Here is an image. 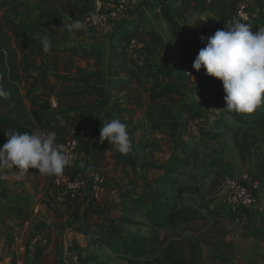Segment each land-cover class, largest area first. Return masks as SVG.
I'll return each instance as SVG.
<instances>
[{"label": "trees", "instance_id": "trees-1", "mask_svg": "<svg viewBox=\"0 0 264 264\" xmlns=\"http://www.w3.org/2000/svg\"><path fill=\"white\" fill-rule=\"evenodd\" d=\"M48 7H58L60 14L67 18L80 20L82 23L85 16L91 9V0H46ZM157 1V0H155ZM173 8H165L163 4H157L160 15L168 23V28L173 36L171 49H168L169 59L163 63L151 66L153 69L139 73L137 66L127 65V52L123 42L127 39H138L144 46H150L161 39V34L155 29L144 30L142 6L138 12L128 14L127 18L116 23L111 31L110 42L106 60L103 59L104 50L87 46L83 43H72L66 47H57L53 40L50 43L49 51L43 50L42 38L36 34L44 35L45 31L33 20H18L12 18L7 11L0 10V86L7 90L10 95L7 99L0 98V146L7 137L5 131L15 129L18 132H54L56 142L65 145L67 141L74 140L78 153H84L91 159L90 171L99 177V195L111 192V181L114 171L122 161L123 166H136L139 161L137 155H121L111 148L108 141L99 142L100 128L106 120L120 119L126 124L128 132L132 133L136 128L144 125L143 120L151 121L152 127L162 129L163 139L145 140L137 144V148L149 154L163 151L161 144L167 140L179 141V129L182 123L179 121V114L188 109L190 104L185 99L186 93L193 90L202 94L205 104L216 103L222 108L237 126H231L232 131L238 132L242 125H254L264 127V103L259 105L251 113H236L227 111L225 101L221 100L218 81L209 78L203 67L196 71L192 68V62L198 51L205 46L201 39L188 30L189 26H198L197 18L200 13L212 14V21L203 29V34L209 37L218 29H222L225 23L233 20L237 6L243 0H170ZM136 7V6H135ZM175 14V16L173 15ZM257 16L264 19V0L258 1ZM253 32V28L251 29ZM75 38L84 34V29L75 33L70 32ZM37 50L39 60L27 61L28 56ZM85 52L89 58L94 60L95 68L82 70L77 66V80L82 87L77 90L60 92L56 90L54 82H49L44 77V72L49 65L55 70L59 69L58 54L81 56ZM51 54L49 63L44 59ZM25 63V64H24ZM62 68L67 69V65ZM36 69L40 77L30 72ZM177 70H179L177 72ZM175 71V75L173 72ZM187 73H191L194 78ZM164 74L166 82L150 85L147 77ZM145 77V78H144ZM22 84L26 87L25 96L22 93ZM36 85L42 87V91L33 95ZM107 90L123 92L113 102L114 111L108 108L109 100L106 96ZM160 97H168L172 106H178V112L173 110L149 111L144 108L146 102L154 103ZM51 99L55 100V107ZM55 108L57 111L51 115L48 111ZM104 108L102 114H94L93 109ZM67 110H73L72 116L67 115ZM186 111V110H185ZM142 112V120L134 124V116ZM196 118V110L189 111L187 120ZM212 130L200 129V135L194 139L196 143L203 140H215L223 135L218 129L226 124L221 119L215 121ZM197 155L196 147H189L184 156L172 155L173 165L171 167L160 166L152 161L140 163L144 171L150 169H161L165 175L154 180L157 187L167 186L159 195L151 199V206L148 209H139L142 220L125 219L123 223L144 225L149 228V234H133L130 240H125L123 249H119V257L125 260L126 264H207L202 260L200 243L191 237H181L177 240L168 241L164 244L159 256L149 258L151 249L160 243V230L175 223L183 225L198 218L197 207L179 208L176 201L170 200L169 195L173 193V187L178 185L177 165L186 166L192 156ZM109 158L113 160L112 168H107ZM15 169V168H14ZM38 170L29 168L28 172ZM86 170L65 167L63 173L71 176L78 172L85 175ZM172 174L174 178L167 175ZM57 177V175H52ZM177 193H193L196 190L187 186H179ZM96 198V204L98 200ZM104 199H107L105 196ZM67 203H86V208L81 217H77L78 208H72L71 217L73 222L98 214L96 204L90 203L88 196L82 193H75L67 196L64 200ZM105 201V200H104ZM75 204V206H76ZM76 206V207H77ZM238 211V210H237ZM34 233L31 237H34ZM253 236L262 237L264 242V227L253 232ZM46 243L36 244L32 251V264L41 261ZM11 264H15L12 262Z\"/></svg>", "mask_w": 264, "mask_h": 264}, {"label": "rangeland", "instance_id": "rangeland-1", "mask_svg": "<svg viewBox=\"0 0 264 264\" xmlns=\"http://www.w3.org/2000/svg\"><path fill=\"white\" fill-rule=\"evenodd\" d=\"M132 1L133 2L129 5L130 8H127L128 12L126 13V17L130 12H138L140 6H145L148 2L150 3L146 6V9L149 11L148 18L151 21L150 23L159 28V33L161 36L163 35L162 43L158 44V47H156V44L154 43L151 44V46L156 48L154 52H165V55H163L160 61H163L164 57L165 60L169 59L170 56L168 54V49H171L172 47L174 41L173 36L165 19L164 21L166 22V25L164 26L161 23L160 12H155L151 8H157L155 5V2H157V4H163L165 8H169L170 10L173 8L171 1ZM258 1L259 0H247V14L258 11ZM46 4H48L46 0H0V10L7 11L10 16L13 15L16 18H22L24 21L36 18L42 23H49L54 20V15L51 16V12H42V10H47V7H45ZM173 15L175 16V14ZM196 20L197 22L199 21L198 18ZM248 23L254 30L264 28V19L258 16L253 20H250ZM107 25H110V22ZM59 26L60 23H58V27ZM144 27L142 26V28ZM196 27L189 26L188 30L194 33L192 29ZM57 30L58 29L56 28L53 31L56 34L55 36H59V33L61 32H58ZM89 31H93V29H89ZM196 32L197 34L199 32V34H194L199 37L203 30H196ZM65 37L66 36L62 34V39ZM55 42H57L56 44L59 43L56 40ZM61 42L62 44L66 43L63 41ZM58 55V60L72 62L75 66L80 65L84 69H86L85 67L88 66L89 63L88 58L85 60L84 55L78 56L72 55L71 53ZM150 56H152V53ZM28 57L29 61L33 58V56L30 55ZM151 64H154V62ZM178 71L179 70H177V72ZM173 75H175V71L173 72ZM208 77L213 80H219L212 76ZM218 83V88H220L222 96L220 99L224 100L223 97L225 93L223 91L222 82L219 80ZM25 92L26 87L22 84V93L24 94ZM185 99L190 104V107L185 109L186 111L184 110V112L178 116L179 121L184 122L179 129V141L176 142L171 140L163 142L161 144L163 151L161 153H156L151 157H153L152 161L156 162V164L158 163L161 166L171 167L174 166L172 155L182 157L184 156V153L188 151L189 147L197 148V155L192 156L186 166L181 164L176 166L179 172L177 175L178 185L175 188L173 187V190H177V188L182 185H187L188 187L191 186L196 190L193 193L182 194V196L189 200L188 203L196 204L199 217L185 225L178 222L161 229V241L151 249L149 258L159 256L166 242L177 240L181 237H191L199 241L202 260L207 264H225L224 262H263L262 264H264V252L256 251L257 246L256 244H253V235H244L241 237L239 233L240 223H238V218L249 216L250 207H237L232 209L230 205L223 201H216L218 193H222V185L226 180L235 179L241 182H250L252 180H257L258 177L264 175V155L258 156L255 148L256 142H259L264 146V127L242 125L240 130L234 133L231 126H237V124H235L231 117L224 112L222 108L217 107V102L213 104H205L202 94L193 90H190V92L186 94ZM177 108L178 106H173L172 110L174 113L178 112ZM195 110L196 118L193 120H187L188 112ZM214 119L215 121L221 119L222 122L226 124V127H223L222 125L218 126V129L223 132V135L215 140L205 138L202 143H196L194 139H197L200 135V129H198V126H201L203 129L212 130L215 127ZM159 130L162 129L160 128ZM157 138L162 142L163 135H158ZM74 168L80 169L76 164ZM8 169L10 175L7 177L5 176V178H7L6 180L3 181V175H0V188L5 187L7 190H10L12 189V183L15 182L16 188L10 192L12 196L16 197L22 194L32 195L37 199L36 202H38L41 196H54L58 194L57 191H59V186L56 183L57 179L55 176L42 175L31 170L22 179H17V170L14 168ZM116 171L117 170H115V173ZM116 174L119 175V172L117 171ZM163 175H165V173L161 169H150L146 171L145 174L141 173V175L128 174L127 176L132 178L130 187L132 188L131 194L135 191V188H139V190L143 188L144 191L142 192V197H148L155 191V186L152 184L154 181L151 180ZM167 176L174 178L172 174H168ZM160 188L167 189L168 187L165 186ZM174 192L175 191L170 194V197L174 196ZM98 198H100V195H98ZM133 200L142 205H146V203L144 204L141 202L142 199H139L138 194H136ZM89 202L94 204L96 201L91 199ZM60 203L62 205L64 201H61ZM71 210L66 208L65 215H63L60 211L57 213V209H50L44 213V216L46 217L45 220L49 219L52 224L57 223L58 226L65 227L68 223L67 220H69L67 214L69 213L71 216ZM36 215L37 217L35 218L38 220L39 213H36ZM134 215V217L138 219L133 218L132 220H142L139 219L138 214L134 213ZM116 222L120 225V221L118 222L117 220ZM40 223H42V221H40ZM130 224L135 226L132 230H135L137 234H149L150 232L149 228L144 225ZM112 225L114 224H110V226ZM43 229L44 227L42 225H38L37 222L35 224L32 222L30 233L32 247H35L36 244H43ZM33 233L35 235L34 237H31ZM47 239L49 241L51 240V248L44 256H42L41 261L38 264H77V262H74V259L69 255V253H71L70 251H66L64 248L61 249L59 243L62 238L59 237L54 230L53 234L48 233ZM124 242L125 240H123V243ZM75 250L74 256L76 255ZM64 256H67L68 260L70 259L72 262H62V260L64 261ZM112 256H114L113 262L110 261L111 259L108 256H99L93 260L81 261L79 264H126V262H120L119 254H115L114 252ZM30 264H32V262H30Z\"/></svg>", "mask_w": 264, "mask_h": 264}, {"label": "crops", "instance_id": "crops-1", "mask_svg": "<svg viewBox=\"0 0 264 264\" xmlns=\"http://www.w3.org/2000/svg\"><path fill=\"white\" fill-rule=\"evenodd\" d=\"M150 3L148 2L147 5ZM139 5V4H137ZM142 5L143 11V27L144 30L155 29L159 31L155 25H152L149 20V11L146 9V6ZM47 10H42L44 13L51 12V16H53L54 20L51 22L42 23L40 20L34 18L32 19L36 22L44 31V35L36 34V37L43 38L47 37V39H51L55 42L58 41L59 43L55 45L57 47H66L71 45L72 43H83L87 46H93L94 48L103 49L105 52L103 54V59L106 60L108 46L112 39L110 37L111 31L114 28L115 24L126 19L125 15H122L117 20L111 21L110 25L104 26L102 28L89 31L85 26L84 34L80 38H75L71 35L69 31L65 29V24L68 23L67 18L60 14L58 7H48L46 4ZM155 12L159 11L158 8H151ZM202 14V13H200ZM208 22L205 24L203 22L198 21V27L193 28L195 34H197L196 30H203L208 24L212 21V14L208 12H204ZM31 16V15H30ZM56 16V18H55ZM14 19L23 20L22 18H16L15 16H11ZM161 18V23L165 26L166 22ZM58 23L60 26L58 27ZM146 23V24H145ZM147 25V26H146ZM160 25V24H159ZM58 29L57 31L60 32L59 36H55L56 34L53 32L54 29ZM160 32V31H159ZM62 34L66 37L62 39ZM199 34V32H198ZM197 34V35H198ZM58 37V38H57ZM102 37V38H100ZM201 37H204L206 40V36L201 34ZM61 38V39H59ZM163 35L161 39L154 43L156 47L158 44L162 43ZM66 42L62 44V42ZM61 43V44H60ZM124 48L127 52V65L129 66H137L139 67V73L144 76V72L153 69L151 66L163 63L165 61V57L163 61H160L165 52H154L155 47L144 46L143 43L138 39H127L123 42ZM152 48V49H151ZM162 50V49H161ZM153 51V52H152ZM152 53V56L150 54ZM85 60L88 58V66L82 68L78 65V68L88 71L95 68L94 60L89 58L88 55L83 52ZM144 57H142V56ZM33 58L30 62L35 60H39V52L37 50L33 51L30 54ZM29 58V57H28ZM27 58V61L29 59ZM154 59V60H153ZM51 60V54H49L45 59V63H49ZM154 62V64H151ZM25 64V63H24ZM64 65H67V69L62 68ZM59 69L55 70L53 65L48 66V70L44 72V77L49 82H54L56 85V90L60 92H66L70 90H77L82 87V83L77 80V65L75 66L72 62H65L63 60H58ZM30 72L40 77L39 72L36 69H30ZM145 78V77H144ZM147 80L150 85L156 83H163L166 82V76L164 74H159L157 76H149ZM42 91V87L40 85H36L33 89V92L30 95L39 93ZM188 91L187 93H189ZM186 93V94H187ZM26 92L23 94L25 96ZM123 92L117 91H110L107 90L106 96L109 100L108 108L110 107L112 111H114L113 102L114 100L121 96ZM144 108L149 111H164L173 109V106L170 105L168 101V97H160L154 103L146 102L144 104ZM104 108L100 109H93L92 112L94 114H102L104 112ZM57 111L55 108H52L48 111V114H52L53 112ZM74 113L73 110H67V115L72 116ZM142 112H138L134 116V124L138 123L142 120ZM144 125L141 127L136 128L132 133H129L130 139L133 144V149L127 156L137 155L139 163L134 166H123V162L121 161L119 165L116 167V170L119 172L117 175V171L115 173L111 181V192L107 195L105 193L101 194L100 199L97 201L98 205L96 204L95 208H98V214H92L90 219L85 217V219H80L73 222L72 217L70 214H67V218L69 220L65 227L58 226L57 223H51L49 219L45 220L44 213L50 209H57V213L62 212L65 215L66 208H78L77 210V217H81L83 211L86 208V203H67L64 202L62 205L57 199V195L49 196L46 195L45 197L39 198V201L32 195H18L16 197L12 196L10 192L14 188H16L15 182L12 183V189L7 190L5 187L0 188V264H11L15 262V264H30L32 262V251L34 246L32 247V241L30 242V233L32 229V222L34 224L37 222L38 225H42L44 229L42 230L44 236V243H46V249L43 252V256L46 252H48L51 248V240L47 239L48 233L53 234V230L61 237L60 247L61 249H65L66 251H70L69 255L74 259V262L84 261V260H93L94 258H98L99 256H108L113 262L112 254H119V249H123V240H130V237L136 233L134 229L135 226L131 225L130 223H123L125 219H138L135 218L134 213L138 214L139 219H142L139 215V209H148L151 206V199L154 195L161 194L166 188L161 189L157 187L154 182L152 183L155 186V191L150 194L148 197H142V192L144 191L143 188L139 190V188H135V191L131 194L132 188V178H129L128 174H135L141 175V173L145 174L140 163L143 161H152V155L156 154H149L146 151L140 150L137 148V144L145 141V140H159L157 137L158 135H163L161 130L155 129L152 127V123L155 122V119L151 121L143 120ZM161 133V134H158ZM171 141V140H167ZM165 141V142H167ZM170 143V142H169ZM169 145V144H167ZM255 148L258 156L264 155V146L259 142L255 143ZM162 152V151H161ZM159 152V153H161ZM260 153V154H259ZM76 166L80 167L83 170L89 171L91 168V159L89 156L85 155L84 153H78L76 157ZM109 164L107 168H112L113 160L109 158ZM153 162V161H152ZM156 163V162H154ZM158 164V163H157ZM160 165V164H158ZM161 166V165H160ZM263 166V164H262ZM148 171V170H147ZM9 169L8 167H4L0 169V175H3V181L6 180L5 176H9ZM160 177V176H158ZM154 178L151 181H154ZM260 179V180H259ZM257 181L260 183L259 192L257 195V202L255 205L249 208V216L247 217H240L238 218L239 225V233L240 236L244 235H251L253 232L261 229L264 227V175L262 177H258ZM11 183V182H10ZM187 186V185H182ZM181 187V186H180ZM188 187V186H187ZM189 188H192L189 186ZM175 191V190H174ZM59 192V191H57ZM136 194H138L139 199L142 203H146V205H142L137 201H134ZM182 194L186 193H177L174 192V196L169 195L170 200L176 201L179 208L184 207H196V204L188 203V199L182 196ZM107 196V199H104ZM105 200V201H104ZM216 201H223V195L221 192L218 193ZM76 204V206H75ZM36 213H39V219L36 220L37 217ZM199 215V213H197ZM215 215V214H214ZM209 217V216H208ZM120 221V225L117 224V221ZM199 220V219H198ZM42 221V223H40ZM71 222V224H70ZM110 224H114L110 226ZM67 228V229H65ZM131 232V233H130ZM253 244H256L257 250L256 251H263L264 252V242L261 240L262 237L260 236H253ZM42 245V244H39ZM79 246V248H78ZM76 249V250H75ZM74 250L76 251V255L74 256ZM117 251V253H116ZM253 255V254H252ZM63 258V257H61ZM64 261L62 262H72L68 257L64 256ZM109 262V261H107ZM120 262H125V260L120 258ZM225 264H262L263 262H224ZM67 264V263H66Z\"/></svg>", "mask_w": 264, "mask_h": 264}, {"label": "clouds", "instance_id": "clouds-1", "mask_svg": "<svg viewBox=\"0 0 264 264\" xmlns=\"http://www.w3.org/2000/svg\"><path fill=\"white\" fill-rule=\"evenodd\" d=\"M245 22L234 19L206 40L201 37L205 46L192 62L194 70L203 67L206 75L222 82L224 108L236 113H251L264 103V28L253 32L251 25ZM64 27L75 33L84 25L80 20L71 19ZM42 45L45 52L49 51L47 37L42 38ZM187 74L194 78L191 73ZM9 95L0 86V98L7 99ZM5 136L7 140L0 146V169L15 168L17 179L28 174L29 168L42 175L58 176L70 163V156L63 145L56 142L54 132L29 134L13 129L5 131ZM105 140L121 155L133 149L127 126L118 118L106 120L100 128L99 142Z\"/></svg>", "mask_w": 264, "mask_h": 264}, {"label": "built area", "instance_id": "built-area-1", "mask_svg": "<svg viewBox=\"0 0 264 264\" xmlns=\"http://www.w3.org/2000/svg\"><path fill=\"white\" fill-rule=\"evenodd\" d=\"M133 2L132 0H91V9L85 16L83 25L87 29H99L102 26H106L109 22L117 20L122 15L126 16L128 12L127 8ZM248 6L247 0H243L238 4L234 19H241L248 23L257 17V11L247 14L246 7ZM199 22L206 24L208 22L204 13L198 16ZM52 106L55 107V100L51 99ZM64 149L70 156V163L67 167L74 168L76 157L78 155L76 143L74 140H69L63 145ZM83 173L78 172L71 176L70 174H64L60 177H56V183L59 186V192L57 199L59 202L63 201L67 196L71 197L75 193H82L88 196L89 200H95L99 195L97 174L89 171ZM260 183L257 180L250 182H241L235 179L226 180L222 185V193L224 203L235 208H247L256 204L257 195L259 192ZM91 203V202H90Z\"/></svg>", "mask_w": 264, "mask_h": 264}]
</instances>
